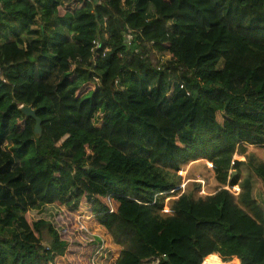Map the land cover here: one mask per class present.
Returning <instances> with one entry per match:
<instances>
[{"label": "trees", "instance_id": "trees-1", "mask_svg": "<svg viewBox=\"0 0 264 264\" xmlns=\"http://www.w3.org/2000/svg\"><path fill=\"white\" fill-rule=\"evenodd\" d=\"M69 1L0 0V264L65 256L29 212L82 200L115 264H264V0ZM199 159L221 188L180 193Z\"/></svg>", "mask_w": 264, "mask_h": 264}, {"label": "rangeland", "instance_id": "rangeland-1", "mask_svg": "<svg viewBox=\"0 0 264 264\" xmlns=\"http://www.w3.org/2000/svg\"><path fill=\"white\" fill-rule=\"evenodd\" d=\"M64 4V10L71 11L74 7L73 2L69 0H64ZM161 58L167 59L168 56L162 55ZM218 119L220 120V116H218ZM246 155L254 158L257 162L264 161V145L247 146ZM233 160L244 161L245 157L236 153ZM211 166L212 164L204 159L182 166L177 172L180 177L179 192H194L197 197H205L217 192L221 187L214 178ZM232 172H235L233 175L235 177L237 175L236 170H231L230 175ZM249 173H251L249 170H245V175ZM225 188L235 195L239 192L238 186L231 189L229 187ZM176 197V195H173L165 199L164 212H167L170 201L176 199ZM254 197L264 210V184L257 179H254ZM82 203V209L77 211L73 210L72 205H49L29 212L33 219L44 218L55 225L60 237L68 244L65 256L55 259L53 264H84L86 259V253L84 252L86 249L84 248L91 243L95 244L92 246L93 251L89 256V264H115L120 247L113 243L110 235L98 224L86 205V200H82ZM95 238H99V242H95ZM219 259L222 261L220 257ZM211 261H205L203 264H213L210 263ZM228 262L222 263L229 264Z\"/></svg>", "mask_w": 264, "mask_h": 264}, {"label": "water", "instance_id": "water-1", "mask_svg": "<svg viewBox=\"0 0 264 264\" xmlns=\"http://www.w3.org/2000/svg\"><path fill=\"white\" fill-rule=\"evenodd\" d=\"M21 112L25 116L35 119L36 124L34 126V133L40 135L41 134L40 120L35 116V111L30 106H28V107H21ZM234 174L235 172H232L229 179H231Z\"/></svg>", "mask_w": 264, "mask_h": 264}, {"label": "crops", "instance_id": "crops-1", "mask_svg": "<svg viewBox=\"0 0 264 264\" xmlns=\"http://www.w3.org/2000/svg\"><path fill=\"white\" fill-rule=\"evenodd\" d=\"M217 256H219V255L217 254ZM228 263H229V264H230V263H233V264H239V261H238L237 258L233 257Z\"/></svg>", "mask_w": 264, "mask_h": 264}, {"label": "built area", "instance_id": "built-area-1", "mask_svg": "<svg viewBox=\"0 0 264 264\" xmlns=\"http://www.w3.org/2000/svg\"><path fill=\"white\" fill-rule=\"evenodd\" d=\"M93 48L97 49L99 47V42L98 41H93Z\"/></svg>", "mask_w": 264, "mask_h": 264}, {"label": "bare ground", "instance_id": "bare-ground-1", "mask_svg": "<svg viewBox=\"0 0 264 264\" xmlns=\"http://www.w3.org/2000/svg\"><path fill=\"white\" fill-rule=\"evenodd\" d=\"M220 261V260H219ZM222 262V261H221Z\"/></svg>", "mask_w": 264, "mask_h": 264}]
</instances>
